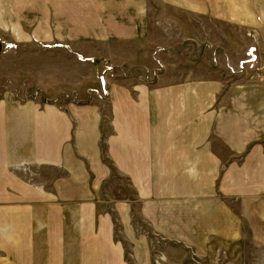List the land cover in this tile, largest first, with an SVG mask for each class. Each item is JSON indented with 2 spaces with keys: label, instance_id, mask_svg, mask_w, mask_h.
<instances>
[{
  "label": "crops",
  "instance_id": "1",
  "mask_svg": "<svg viewBox=\"0 0 264 264\" xmlns=\"http://www.w3.org/2000/svg\"><path fill=\"white\" fill-rule=\"evenodd\" d=\"M1 1L0 26L45 48L90 39L114 56L142 32L116 0ZM141 76L111 81L103 105H0V264H192L239 238L240 200L261 207L264 138L242 133L237 103L211 123L208 88Z\"/></svg>",
  "mask_w": 264,
  "mask_h": 264
},
{
  "label": "rangeland",
  "instance_id": "2",
  "mask_svg": "<svg viewBox=\"0 0 264 264\" xmlns=\"http://www.w3.org/2000/svg\"><path fill=\"white\" fill-rule=\"evenodd\" d=\"M116 4L114 9L125 12L130 27L141 26L142 32L117 46L114 56L103 42L90 39L80 40L79 49L45 48L48 43L30 38L28 32L29 41H18L10 30L12 18L6 17L0 26V105H12L13 100L62 105L95 99L103 105L111 81L142 75V81L152 83L159 75L161 87L208 88L206 113L211 123L223 110L232 114L227 107L237 103L242 133L264 138V109H260L264 106V0H239L236 12L227 11L229 5L226 11L213 9L207 0H116ZM9 8L12 1L0 2L1 10ZM81 15L85 23L88 15L96 17L91 12ZM101 20L106 23V16ZM24 27L34 29L32 24ZM256 195L262 198L257 202L261 207L243 208L246 202L241 199L242 208L235 210L240 213L238 239L226 242L224 251L215 250L203 259L191 255L187 261L264 264V191ZM9 196L12 193L0 194V199ZM157 264H164L163 254Z\"/></svg>",
  "mask_w": 264,
  "mask_h": 264
},
{
  "label": "water",
  "instance_id": "3",
  "mask_svg": "<svg viewBox=\"0 0 264 264\" xmlns=\"http://www.w3.org/2000/svg\"><path fill=\"white\" fill-rule=\"evenodd\" d=\"M1 50H2V44L0 43V52H1Z\"/></svg>",
  "mask_w": 264,
  "mask_h": 264
},
{
  "label": "built area",
  "instance_id": "4",
  "mask_svg": "<svg viewBox=\"0 0 264 264\" xmlns=\"http://www.w3.org/2000/svg\"><path fill=\"white\" fill-rule=\"evenodd\" d=\"M11 48H13V46H8V49H11Z\"/></svg>",
  "mask_w": 264,
  "mask_h": 264
}]
</instances>
